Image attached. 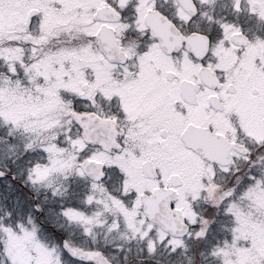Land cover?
<instances>
[{"label":"snow or ice","instance_id":"snow-or-ice-1","mask_svg":"<svg viewBox=\"0 0 264 264\" xmlns=\"http://www.w3.org/2000/svg\"><path fill=\"white\" fill-rule=\"evenodd\" d=\"M0 264H264V0H0Z\"/></svg>","mask_w":264,"mask_h":264}]
</instances>
